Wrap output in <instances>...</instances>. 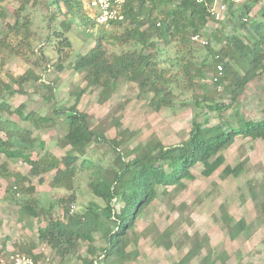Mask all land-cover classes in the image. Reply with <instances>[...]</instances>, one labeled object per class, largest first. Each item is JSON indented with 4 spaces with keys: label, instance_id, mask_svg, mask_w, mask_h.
I'll return each mask as SVG.
<instances>
[{
    "label": "trees",
    "instance_id": "obj_1",
    "mask_svg": "<svg viewBox=\"0 0 264 264\" xmlns=\"http://www.w3.org/2000/svg\"><path fill=\"white\" fill-rule=\"evenodd\" d=\"M17 15L13 22H6L7 30L0 36L1 66L13 58L25 59L36 64L38 73L25 71L9 81L0 78V160L4 155L8 160L23 159L30 165L29 175L11 174L7 161H1L0 174L14 178V186L8 188L13 194H22L18 209V221L38 219L45 221L38 227L36 245L20 244L18 250H0L4 256L17 251L25 252L38 260L41 256L33 251L38 244H46L59 262L74 256L84 242L88 243V253L93 254V244L100 235L106 243L100 250L104 258H112L107 264H123L130 244V233L145 208L158 197V186H184L185 179H193L192 169L203 165V175L209 177L226 162L224 151L238 136L264 140V118L248 119L241 112L240 93L256 77H264V3L263 0H247L235 8L237 0H223L231 12L224 23L217 19L214 8L217 0H128L124 7L125 19L111 21L106 26L96 21L86 8L88 0H48L46 34L39 33L34 25L30 8L39 0H17ZM258 5V9L254 10ZM55 8L52 10L51 8ZM65 8V9H64ZM64 15L57 23L56 17ZM7 18L0 5V20ZM212 20L218 26L211 33L219 48L208 43L201 45L202 59L198 60L192 38L203 36V31ZM79 26L85 35L89 29L96 30L94 45L86 52L77 54L70 63L74 71L84 74L87 84L80 88L76 101L69 107L58 106L55 102L54 117L45 116L37 111L24 112L25 104L13 109L2 99L6 95L25 93L24 84L38 81L48 89L46 99H55V88L44 81V74L53 65L57 72L65 69L66 62L74 52L71 30ZM228 25L232 26L228 30ZM244 30V33H240ZM200 44V43H199ZM120 47L117 52L112 47ZM200 52V51H199ZM199 53V54H201ZM200 61V62H199ZM219 65L222 70H219ZM212 73L214 91L219 88L222 97L215 99L207 91L203 80L206 73ZM142 77L137 81L141 92L150 93L149 104L155 110L175 105L176 94L172 86L181 92L194 91V104L199 108L207 107L218 115V122L210 124L205 117L199 121V113L193 118V126L188 138L171 145L155 139L152 148L144 150L137 145L127 151L133 158L125 159L121 148L123 139L107 138L97 134L91 127L89 113L78 107L81 96L93 86L101 87L99 100L107 101L120 87L122 80ZM205 86L204 94L195 91L198 83ZM202 96V97H201ZM230 98V103H226ZM184 104L187 101L183 102ZM233 106L232 115L228 107ZM13 113L24 121H30L32 128L22 126L9 116ZM66 118V125L60 128L65 134L59 137L58 144L66 147L76 144L80 148L90 147L95 141L107 143L115 152V169L105 170L91 159L81 164L65 165L57 155L47 149V143L34 131L44 125L56 123L59 116ZM34 153H38L36 157ZM243 160L235 166L227 164L225 175L239 176L245 169ZM91 170L92 178L88 188L98 200H91L80 212L72 211L78 201L76 183L79 174ZM54 173L50 181L52 189L64 190L66 195L51 202L48 207L41 206L36 198L30 197L35 186L28 184L31 177ZM32 193V194H31ZM59 206L62 217L54 216ZM222 218L229 222L232 217L222 206ZM246 227L240 219L232 226V236H237ZM171 230L162 233L158 244L166 248L172 246ZM207 247V254L201 264H227L221 256H215L208 245V237L196 241L190 250L176 264H189L200 251ZM100 258L85 259V264H95Z\"/></svg>",
    "mask_w": 264,
    "mask_h": 264
},
{
    "label": "rangeland",
    "instance_id": "obj_2",
    "mask_svg": "<svg viewBox=\"0 0 264 264\" xmlns=\"http://www.w3.org/2000/svg\"><path fill=\"white\" fill-rule=\"evenodd\" d=\"M247 0H237L235 8ZM223 0H217L215 11H221ZM264 3V0L262 1ZM225 4V3H224ZM0 5L7 18L0 20V36L7 30L6 22H13L17 15V0H0ZM227 6V5H226ZM48 0H39V3L30 8L35 29L46 34ZM55 10V8H51ZM65 9V8H64ZM258 9V5L254 10ZM90 13V10H88ZM225 18L222 23L231 17L228 7L222 14ZM60 14L56 17L57 23L64 19ZM218 26V22L212 20L203 31V38L211 39V33ZM232 26L228 25V30ZM74 25L70 36L74 45L72 57L67 60L65 69L57 72L53 65L44 74V81L55 88V99H46L48 89L38 81H30L24 84L25 93L3 96L15 109L22 103L25 104L24 112L37 111L45 116L54 117V104L69 107L73 105L80 88L86 86L84 74L74 71L71 62L77 54L86 53L94 45L96 30L89 29L85 33ZM244 33V30H240ZM211 44L219 48L216 40L211 39ZM202 44L195 43L200 48L197 52L198 60L202 59ZM117 52L120 47L113 46ZM200 51V52H199ZM201 53V54H199ZM200 62V61H199ZM39 68L31 62L21 58H13L5 66H1L0 55V78L9 81L10 77H17L25 71L33 75L38 73ZM134 79L122 80L120 87L105 102H100L101 87L93 86L81 96L78 107L89 113L91 127L96 129L97 134H104L107 138L118 137L123 139L122 149L125 159L133 158L127 151L137 145L149 150L155 139L161 140L166 145L179 143L188 138L193 126V118L199 113V121L208 116L210 124L218 122L215 112L207 107L199 108L194 104V91L181 92L176 85L172 86L176 94L173 107H163L155 110L149 104L151 94L141 92L137 81L142 77L136 74ZM196 93L204 94L201 80L198 78ZM207 91L212 97L219 99L223 92L219 88L214 91L212 73L207 72L203 80ZM202 97V96H201ZM241 112L248 119L261 120L264 118V77L258 76L253 79L239 96ZM187 101L186 104L183 102ZM230 98L225 102L230 103ZM233 106L228 107V113L232 115ZM22 126L32 128L30 121L22 120L18 114L9 116ZM56 123L51 122L36 131L42 134L47 141V149L62 159L63 164H81L84 159H91L100 164L105 170L111 172L115 169L116 154L113 149L103 142L95 141L93 145L80 148L76 144L61 147L58 144L59 137L65 134L60 128L66 123L62 115L56 118ZM66 125V124H65ZM226 162L214 174L207 177L203 175V165L197 164L193 169L194 178L185 179L184 186H158V197L145 208L141 217L137 220L134 230L130 233V244L127 247V257L123 264H176L190 250L196 241L208 237V245L214 250L215 256H221L227 264H264V140L251 139L238 136L224 151ZM39 157L38 153H34ZM7 161L8 171L13 174L29 175L30 165L23 159H10L2 155L1 161ZM245 160V169L239 176L225 175L223 168L230 164L237 165ZM54 173H48L42 178L31 177L28 184L35 186V191L30 197L36 198L41 206L48 207L51 202L67 194L64 190L52 189L50 181ZM92 178L91 170L81 171L76 183L78 201L74 204L75 210L82 212L91 200H98L88 188V182ZM14 186V178L0 174V250L5 246V251L18 250V245H36L38 243V227L45 221L32 218L24 222L18 221V209L23 202L22 194H13L8 188ZM231 215L232 219L225 222L222 218V206ZM54 216L62 217L63 209L59 206L53 211ZM244 219L245 229L237 236L231 233L232 226L236 221ZM171 230L172 246L166 248L158 244L157 240L164 231ZM93 254L88 253V243L84 242L79 251L64 262H59L54 251L46 244H38L33 251L34 255H40L38 259L50 264H85L84 260L97 259L95 264H107L112 258H104L100 250L106 243L97 235L93 244ZM207 247L190 261L189 264H201V259L207 254ZM21 252V251H17ZM2 252L1 258H7ZM11 255V254H10ZM221 260L216 264H221Z\"/></svg>",
    "mask_w": 264,
    "mask_h": 264
},
{
    "label": "built area",
    "instance_id": "obj_3",
    "mask_svg": "<svg viewBox=\"0 0 264 264\" xmlns=\"http://www.w3.org/2000/svg\"><path fill=\"white\" fill-rule=\"evenodd\" d=\"M128 0H88L86 3L87 10H90V15L96 18V21L103 25H110L111 21H119L125 19L124 7ZM221 11H215L217 19H224L225 15H222L226 9V4H221ZM194 41L204 45L208 43L207 39H204L201 35H195L192 38ZM219 70H222V66L219 65ZM73 206L72 211H74ZM0 264H50L36 260L34 256L25 252L11 253L7 258H0Z\"/></svg>",
    "mask_w": 264,
    "mask_h": 264
},
{
    "label": "crops",
    "instance_id": "obj_4",
    "mask_svg": "<svg viewBox=\"0 0 264 264\" xmlns=\"http://www.w3.org/2000/svg\"><path fill=\"white\" fill-rule=\"evenodd\" d=\"M12 120H14V119H12ZM40 129H42V127L41 128H38V129H36L35 131H34V134L33 135H36V136H39V137H41L42 139H44L45 140V142L47 143V141H46V139L42 136V134L40 135V133H36V131H38V130H40ZM48 146V145H47Z\"/></svg>",
    "mask_w": 264,
    "mask_h": 264
}]
</instances>
